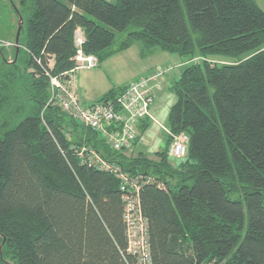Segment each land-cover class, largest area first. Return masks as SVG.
<instances>
[{
  "label": "trees",
  "instance_id": "trees-1",
  "mask_svg": "<svg viewBox=\"0 0 264 264\" xmlns=\"http://www.w3.org/2000/svg\"><path fill=\"white\" fill-rule=\"evenodd\" d=\"M17 13L16 60L14 48L9 59L0 48V264H137L126 253L121 180L91 166L89 151L130 177L151 178L139 201L152 264H264V11L257 2L23 0ZM134 44L143 57L160 51L186 64L171 80L167 116L171 134L188 136L178 163L168 155L169 135L155 158L134 154L148 118L131 150L115 151L49 103L46 73L68 84L80 69L78 50L98 65ZM217 55L233 61H210ZM194 57L204 60L188 63ZM124 89L96 102H114ZM81 146L89 147L83 157Z\"/></svg>",
  "mask_w": 264,
  "mask_h": 264
},
{
  "label": "built area",
  "instance_id": "built-area-1",
  "mask_svg": "<svg viewBox=\"0 0 264 264\" xmlns=\"http://www.w3.org/2000/svg\"><path fill=\"white\" fill-rule=\"evenodd\" d=\"M74 40L75 46L78 48L85 42L81 30L77 31ZM11 46H14L13 42L0 39V48ZM74 59L77 68L80 69H91L97 66V60L94 56H86L80 50ZM202 60L204 59L201 57H194L188 63L196 64ZM173 73H177L176 67H156L150 75L130 82L114 102H96L90 105L79 103V99L69 83H63L60 78L46 73L49 77L50 86L49 103L60 106L70 119L77 121L86 128H91L106 141L112 150L120 151L129 148L131 142L139 135L138 126L141 118H151L150 108L156 100L157 92L162 90L166 78ZM166 133L172 137L168 149L169 157L175 159L185 157L188 136L186 134L173 135L169 130H166ZM87 155L88 163L91 166L116 175L121 180L120 190L123 192L125 201L123 220L127 240L126 253L134 256L137 264H152L148 244L147 220L141 212L139 201L141 184L151 183V178L130 177L122 172L118 165L108 163L97 153L89 151Z\"/></svg>",
  "mask_w": 264,
  "mask_h": 264
},
{
  "label": "rangeland",
  "instance_id": "rangeland-1",
  "mask_svg": "<svg viewBox=\"0 0 264 264\" xmlns=\"http://www.w3.org/2000/svg\"><path fill=\"white\" fill-rule=\"evenodd\" d=\"M256 1L257 4L260 5L264 10V0H256ZM16 26L18 27V21L16 19V15L14 14V11L10 7L9 3L6 2V0H2V2L0 3V38L6 39L14 43V32L16 30ZM13 48L15 49V45L7 48L9 50H4L3 55L9 59L11 57ZM157 52L158 54L153 53L154 55L152 54L143 57L140 55L139 46L137 44H134L126 51H119L114 53L113 56L104 59L96 67L87 69L88 71H85L86 69L85 70L78 69L77 71H75L74 74H72L73 78H71L70 76V81L71 79L74 80L76 77H79L80 81L78 84H80V86H82L83 88L87 89V91L92 92L94 95L99 97V95L105 93L107 90L114 87H118L128 81H131L132 79H135L136 77H139L141 74H144V70H142V67L143 66L145 67L148 64L154 62L156 60L155 58H157V61H159V59H163V58H159L161 54L166 55V57L164 58L165 61L175 60L178 58L176 55H172L160 51ZM210 61L216 63L219 62L230 63L233 61V58L217 55L211 57ZM80 63H84V62H80ZM167 63L170 64L168 65L166 64L165 66L176 67L177 73L180 72L181 68L184 66V65L182 66L178 65L183 63H178V64H175L174 62H167ZM158 67H164V66H158ZM153 70L154 69H152V71ZM151 72L143 77L150 75ZM173 74L170 75L168 74V75L172 76ZM83 78L84 80L81 81ZM65 82L67 81L65 80ZM165 92L169 93L168 98L170 99L169 100L170 102L167 106L164 99V101L162 100L159 102L158 105H156V108H158V114H155L156 116L155 115L152 116L150 114L151 118L149 119L148 127L146 129L145 139L147 141V144L145 146L141 145L144 148L137 147L134 154H136L137 151H139V149L140 150L143 149L142 151H144L149 157L155 158V154L157 152H161L162 150L165 149L166 147L165 139L167 135L166 130H168L167 116L170 107L173 105L172 103H174L175 101V96L170 91V87L169 89L166 88ZM75 94L77 95L79 99V103L81 105H90L84 103L76 92ZM67 128L69 127L67 126ZM80 129H81L80 127L79 128L76 127L72 135L76 136V134H78ZM82 147L83 146H81V148ZM179 161H180L179 159H175V158L172 159V163L174 162L178 163ZM236 196H237V192L233 193L230 196V198H235ZM263 203H264V198H263Z\"/></svg>",
  "mask_w": 264,
  "mask_h": 264
},
{
  "label": "crops",
  "instance_id": "crops-1",
  "mask_svg": "<svg viewBox=\"0 0 264 264\" xmlns=\"http://www.w3.org/2000/svg\"><path fill=\"white\" fill-rule=\"evenodd\" d=\"M105 1H108V2H113L114 0H105ZM256 1V0H255ZM257 2V1H256ZM260 6V5H259ZM261 7V6H260ZM261 9H262V7H261ZM263 10V9H262ZM264 11V10H263ZM129 49V48H128ZM128 49H126V50H128ZM126 50H124V51H126ZM154 54H158V52L157 53H154ZM153 54V55H154ZM166 57V55L165 54H161V56H159V58H163V59H159V61H157V58H155L156 60L154 61V62H152V63H150V64H148L147 66H143L142 67V70H144V74H141L139 77H136L135 79H132L131 81H133V80H136L137 78H141V77H143V76H145V75H147V74H149L151 71H152V69H154V68H156V67H158V66H165L166 64L168 65V64H170V63H167V62H174L175 64H178V63H181L180 61L181 60H179L178 58L177 59H175V60H169V61H165L164 60V58ZM85 70V69H84ZM85 71H88L87 69L85 70ZM87 75V74H86ZM175 75H176V73L175 74H173L172 76H168L167 78H166V80H165V82H164V85H163V88H162V90L161 91H159V92H157V96H156V100H155V102H154V104L151 106V108H150V114L153 116V115H155V114H158V108H156V105H158L159 104V102L160 101H164V99H165V103H166V105L168 106V104H169V93H167V92H165L166 91V88L167 89H169V87H170V83H171V80L175 77ZM87 77V76H86ZM73 78V77H72ZM84 80V78L81 80V81H83ZM79 81H80V78L79 77H76L74 80H72L71 79V81H70V86L72 87V89H74V91L79 95V97L82 99V101L84 102V103H86V104H91V103H94V102H96V101H98L106 92H108L109 90H107L105 93H103V94H101V95H99V97H97L96 95H94L92 92H89V91H87V89H85V88H83L82 86H80V84H78L79 83ZM131 81H128V82H126V83H124V84H122V85H120V86H118V87H114V88H120V87H126L127 85H128V83L129 82H131ZM83 85H84V82H83ZM77 87H79V88H77ZM112 89V88H111ZM80 92V93H79ZM165 97V98H164ZM171 97V96H170ZM173 104V103H172ZM156 116V115H155ZM148 120H149V118H148ZM155 120V119H154ZM145 134H146V131H145V133L143 134V136H142V139H141V144H142V146H145L146 144H147V141H146V139H145ZM141 145H137L135 148H137V147H141V148H144V147H142ZM140 150V149H139ZM143 150V149H142ZM148 150V149H147Z\"/></svg>",
  "mask_w": 264,
  "mask_h": 264
},
{
  "label": "water",
  "instance_id": "water-1",
  "mask_svg": "<svg viewBox=\"0 0 264 264\" xmlns=\"http://www.w3.org/2000/svg\"><path fill=\"white\" fill-rule=\"evenodd\" d=\"M17 16H18V28L16 30V33H15V37H14V43H15V60H16V57L19 53V45H18V40H19V35H20V32L22 30V18L20 17V14L17 13Z\"/></svg>",
  "mask_w": 264,
  "mask_h": 264
},
{
  "label": "bare ground",
  "instance_id": "bare-ground-1",
  "mask_svg": "<svg viewBox=\"0 0 264 264\" xmlns=\"http://www.w3.org/2000/svg\"><path fill=\"white\" fill-rule=\"evenodd\" d=\"M77 31H80V29H78V30H76L75 31V33H74V37H75V35H76V33H77ZM14 45H15V43H13ZM148 117H146L145 119H147ZM144 119V117L143 118H141V120H143ZM88 128V127H87ZM89 129H91V128H89ZM92 130V129H91ZM136 139V138H135ZM135 139L131 142V145H130V147L129 148H126V149H122V150H125V151H128V150H131V148H132V144H133V142L135 141ZM106 142V141H105ZM107 144V143H106ZM108 145V144H107ZM109 146V145H108ZM110 147V146H109ZM111 148V147H110ZM89 149V147H87V146H83L82 148H80L79 149V156L80 157H83L84 155H85V153L87 152V150ZM122 150H120V151H122ZM181 159V158H180ZM109 163V162H108ZM111 164V163H110ZM120 169V168H119ZM121 170V169H120ZM122 171V170H121ZM114 176H116V175H114ZM117 178H118V176H116ZM135 258V257H134ZM136 259V258H135Z\"/></svg>",
  "mask_w": 264,
  "mask_h": 264
},
{
  "label": "flooded vegetation",
  "instance_id": "flooded-vegetation-1",
  "mask_svg": "<svg viewBox=\"0 0 264 264\" xmlns=\"http://www.w3.org/2000/svg\"><path fill=\"white\" fill-rule=\"evenodd\" d=\"M2 2V0H0V3ZM6 2L9 3L10 7L12 8V10L14 11V14L17 17V12L19 7L22 5L23 0H6Z\"/></svg>",
  "mask_w": 264,
  "mask_h": 264
}]
</instances>
